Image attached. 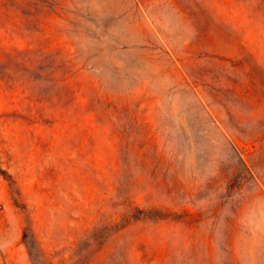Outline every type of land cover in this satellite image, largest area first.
<instances>
[{
	"label": "rangeland",
	"instance_id": "374dc122",
	"mask_svg": "<svg viewBox=\"0 0 264 264\" xmlns=\"http://www.w3.org/2000/svg\"><path fill=\"white\" fill-rule=\"evenodd\" d=\"M0 264H264V0H0Z\"/></svg>",
	"mask_w": 264,
	"mask_h": 264
}]
</instances>
